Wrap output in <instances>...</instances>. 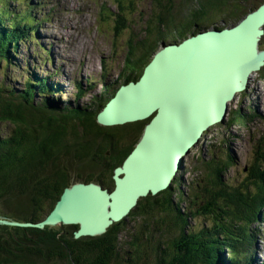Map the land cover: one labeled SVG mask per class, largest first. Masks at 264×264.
<instances>
[{
	"label": "trees",
	"instance_id": "trees-1",
	"mask_svg": "<svg viewBox=\"0 0 264 264\" xmlns=\"http://www.w3.org/2000/svg\"><path fill=\"white\" fill-rule=\"evenodd\" d=\"M244 2L246 0H180L179 3L156 0L144 29L130 37L125 60V66L130 68L123 83L141 77L162 41L180 43L209 24L227 20L234 11L236 15ZM116 3L119 8L110 14L114 16V31L119 35L132 26L126 14L136 10L132 2L125 5L122 0H116ZM2 4L0 69L6 71L19 42L27 40L28 35L31 38L34 30L31 34L28 30L35 17L32 13L31 16L14 13L13 17L7 4ZM253 8L233 16L232 24L258 7ZM104 12L105 8L102 13L109 17ZM45 47L42 49L48 54ZM25 75L24 88L20 91L0 83V123L12 124L10 131L0 129V214L20 222L37 223L53 210L65 188L76 182H100L113 190L115 169L136 146L150 119L102 125L98 116L105 104L57 102L55 95L49 98L53 90L60 89V85L50 79L52 73ZM87 84L92 85V82L88 80ZM77 88L76 101L85 94L80 83ZM104 94L101 90L99 102L105 98ZM36 97L41 100L37 102ZM239 114L238 111L236 116ZM229 163L213 153L205 183L194 182L192 187L191 204H197L199 209L190 207L188 213H182L170 191L164 190L141 198L125 219L115 222L100 235L76 238L78 224L44 228L0 225V264H253L249 252L251 226L264 219V154H258L250 165L248 183H225L222 173ZM70 164L74 167L78 166L75 164L90 165L99 174L92 175L86 167L79 169L78 166L74 175ZM251 185L255 187L253 193ZM197 187L200 189L196 190ZM191 215L207 216L211 223L207 227L189 229ZM139 217L149 219L150 223L161 220L164 227L167 217L180 229L179 234L169 239L163 237L164 242L155 243L156 247L149 245V222H143L146 231L133 227ZM128 224L133 227V233L127 232ZM159 228L164 234L162 227ZM124 233H128L130 239H123ZM125 245L134 248L133 256L130 248L123 250ZM225 250L229 258L224 257ZM149 254H156L155 260L151 261Z\"/></svg>",
	"mask_w": 264,
	"mask_h": 264
},
{
	"label": "water",
	"instance_id": "water-1",
	"mask_svg": "<svg viewBox=\"0 0 264 264\" xmlns=\"http://www.w3.org/2000/svg\"><path fill=\"white\" fill-rule=\"evenodd\" d=\"M264 3L223 28L207 27L180 43L162 41L139 81L120 86L100 112L105 126L150 119L136 146L115 169V188L76 182L37 223L0 215V225L78 224L75 237L103 234L139 200L172 187L204 132L226 120L229 105L264 67Z\"/></svg>",
	"mask_w": 264,
	"mask_h": 264
},
{
	"label": "rangeland",
	"instance_id": "rangeland-1",
	"mask_svg": "<svg viewBox=\"0 0 264 264\" xmlns=\"http://www.w3.org/2000/svg\"><path fill=\"white\" fill-rule=\"evenodd\" d=\"M122 1L125 5L132 2L136 11L126 14V18L131 20V28L116 35L114 16L110 14L111 11H116L119 8V6L117 8L116 0H2V3L7 4V9L13 12V17L14 13L19 15L32 13L35 17V24L32 34V30H28L31 38L28 35L27 40L19 42L18 50L13 52L12 62L8 65L7 70L0 69V83L20 91L24 88L26 73L36 72L43 76L52 73L50 79L57 82L60 89L58 92L53 90L52 93L54 94H51L49 98L55 95L57 102L69 101L72 105L90 102L96 105H106L105 102L108 101V97L123 84L125 75L129 71L130 67L125 66V60L128 56L130 37L144 29L143 26L147 17L151 16L156 2V0ZM176 2L179 3L180 0H176ZM263 2L264 0H246L241 5L243 6L242 9H238L236 15L234 14L235 11L231 15L238 16L254 9L253 7H259ZM2 3H0V7L3 5ZM32 5L34 7H31ZM192 7H194L193 3ZM104 8L105 15H109V17H105L102 13ZM186 8L193 9L189 6ZM233 16L229 15L227 20L220 19L213 25L209 24V27L230 25ZM194 31L192 30V32ZM36 34L42 40L34 39L33 36ZM169 42L174 43L173 40H168L166 43ZM43 46L48 49V54H45L46 51L42 49ZM259 47L260 49L264 48V36ZM47 56L50 59H47ZM88 80L92 82V85L88 86ZM76 83H80L85 90V94L77 101L75 99L78 92ZM101 90L105 92V98L99 102ZM35 100L39 102L41 99L36 97ZM238 111L240 114L236 116ZM58 113L60 112L58 111ZM11 127L12 124L8 121L0 123L2 130L10 131ZM263 148L264 67L252 74L247 89L238 93L235 99L230 102L225 122L217 123L208 128L200 142L186 156L184 171L180 172L178 179L173 182L169 189L174 204L177 208L180 207L182 213H188L190 207L195 210L199 209L197 204H191L192 187L195 186L194 182L205 183L209 172L208 162L213 153L222 160L230 161L227 170L222 173V178L225 183L236 185L249 182L246 181L249 167L258 154H264ZM75 165H78L79 169L86 167V171L90 170L92 175L97 176L99 174L90 165ZM78 166L74 167L70 164L69 168L74 175H76ZM197 189L200 188L197 187ZM254 189L255 187L251 185V193ZM180 197L185 199V202L181 201ZM0 207H2L1 204ZM262 213L264 217V210ZM165 219L166 226L164 227L161 220H158L157 223H150L149 219L145 220L144 217H139L135 223L133 222L135 225L133 227L140 232L146 231L142 225L144 221L149 222L151 231L149 245L162 244L164 242L163 237L169 239L178 236L180 231L179 228L174 227L172 221L169 222V218L166 217ZM210 223L211 219L207 216L198 215L194 217L191 215L189 216L188 227L189 229H196L202 226L207 227ZM159 226L162 227L164 234H161L162 231H160ZM127 227L129 228L127 232L133 233V227L129 224ZM128 233L123 234V239L125 237L130 239L131 236H127ZM251 236L250 260L255 264L252 255V249H255L254 258L264 264V219L251 226ZM126 248L131 249V256H133L134 248L131 245H125L123 250L125 251ZM224 253V257L229 258L227 250ZM155 257L156 254H149L148 258L152 261L155 260Z\"/></svg>",
	"mask_w": 264,
	"mask_h": 264
},
{
	"label": "bare ground",
	"instance_id": "bare-ground-1",
	"mask_svg": "<svg viewBox=\"0 0 264 264\" xmlns=\"http://www.w3.org/2000/svg\"><path fill=\"white\" fill-rule=\"evenodd\" d=\"M70 2V1H69ZM35 23L33 22V24L32 25H34ZM37 27V26H36ZM41 39V37H39V35L38 34H36L35 36H34V39ZM42 40V39H41ZM30 41V40H29ZM261 41V40H260ZM175 43V42H174ZM108 103H110V101L108 100L107 102H106V105L105 106H107V104ZM122 221V220H121ZM256 252V250L255 249H252V255H253V259H254V263L255 264H262L261 262H259L256 258H254V253Z\"/></svg>",
	"mask_w": 264,
	"mask_h": 264
},
{
	"label": "flooded vegetation",
	"instance_id": "flooded-vegetation-1",
	"mask_svg": "<svg viewBox=\"0 0 264 264\" xmlns=\"http://www.w3.org/2000/svg\"><path fill=\"white\" fill-rule=\"evenodd\" d=\"M261 39H262V38H261ZM144 69H145V68H144ZM142 74H143V73H142ZM179 174H180V173H179ZM179 174H178V175H179ZM177 179H178V176L176 177V179H175V180H177ZM175 180H174V181H175ZM174 181H173V182H174ZM169 189H170V188H169ZM169 189H167V190H169Z\"/></svg>",
	"mask_w": 264,
	"mask_h": 264
}]
</instances>
